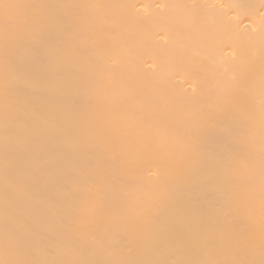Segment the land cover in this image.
<instances>
[{"label": "bare ground", "instance_id": "bare-ground-1", "mask_svg": "<svg viewBox=\"0 0 264 264\" xmlns=\"http://www.w3.org/2000/svg\"><path fill=\"white\" fill-rule=\"evenodd\" d=\"M8 2L25 7L7 36L0 10V260L258 264L264 51L245 26L264 0ZM233 33L239 68L215 45Z\"/></svg>", "mask_w": 264, "mask_h": 264}, {"label": "snow or ice", "instance_id": "snow-or-ice-1", "mask_svg": "<svg viewBox=\"0 0 264 264\" xmlns=\"http://www.w3.org/2000/svg\"><path fill=\"white\" fill-rule=\"evenodd\" d=\"M25 5L16 4V3H10L8 0H0V10H2L3 13V19H4V32L5 36L9 33L13 21L15 20L14 12L17 9L23 8ZM151 5H141L140 8L142 11L140 12V18L141 20H145L149 17H151V13L149 9L151 8ZM155 7L159 8L160 5H156ZM183 7L195 9L196 5H184ZM229 7L233 8H244V5L236 4V5H230ZM239 19V17H237ZM245 30L249 32H255L260 31L262 35V51H264V22L261 23L259 29L255 28L251 22L245 26ZM215 39V45L218 55L220 56L221 60L233 65L236 68H239L240 65L243 63V58L241 56V50L239 46V37L233 34H226V35H220L214 38ZM262 65H264V56H262ZM149 70L155 71L156 74L160 75L162 78H168L170 75L175 74V70L171 64L165 63V62H159L156 65H148ZM191 76L196 77L199 75V71L196 68H192L189 73ZM233 80H235V77H233ZM240 82H235L232 86L231 93L236 94L239 92L241 88ZM191 87V85H189ZM195 91V89H193ZM261 130L262 134H264V71L261 73ZM232 116V113L226 109L221 111V114L219 116V121L221 125H224L227 120H229ZM226 134L231 135L233 133V129L224 128L223 129ZM147 146V145H146ZM261 175L262 180H264V161H262V169H261ZM0 264H41V262L38 261H29V260H10V259H4L0 260ZM51 264H64V262H51ZM70 264H79V262H70ZM204 264H224V262L221 261H207L204 262ZM247 264H257L256 261H250L247 262ZM258 264H264V258H262Z\"/></svg>", "mask_w": 264, "mask_h": 264}]
</instances>
